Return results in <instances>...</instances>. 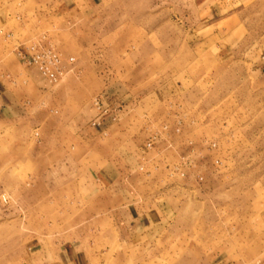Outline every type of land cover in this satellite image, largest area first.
<instances>
[{"label":"rangeland","instance_id":"374dc122","mask_svg":"<svg viewBox=\"0 0 264 264\" xmlns=\"http://www.w3.org/2000/svg\"><path fill=\"white\" fill-rule=\"evenodd\" d=\"M52 1L0 0L63 65L0 123V264H264V0Z\"/></svg>","mask_w":264,"mask_h":264},{"label":"crops","instance_id":"0c3cea01","mask_svg":"<svg viewBox=\"0 0 264 264\" xmlns=\"http://www.w3.org/2000/svg\"><path fill=\"white\" fill-rule=\"evenodd\" d=\"M93 1L90 2V0H88L87 2L94 5L95 2ZM68 4H71L70 0H53L49 8L53 11H58V7L62 8L63 5L67 6ZM68 10L70 11L72 8L65 7V11L68 12ZM64 22L66 26L74 25L71 24V22ZM3 25L16 33L20 32V34H23L21 31H27L25 19L22 17H17L11 23L6 22ZM5 57H8L9 61L6 65L4 64V61H6L4 60ZM0 58V123L6 125L19 123L21 119H43V113H46L47 109H52L54 106V104L47 99L55 93V90L48 89L38 73L30 68L22 66L16 58L7 54L6 50L1 51ZM56 110V112H54L55 119H74L73 113L65 112L64 116L59 109L56 108ZM71 122H73V120H71ZM69 137L73 139L72 135H69ZM80 139L90 143L96 140V137L89 136ZM64 153L65 156L62 155L63 153L59 155H62L60 156L61 165L62 161H65L66 166L68 162L67 149H65ZM58 167L60 166L57 165L56 168L58 169ZM85 167L88 171L90 169L95 170L92 168L91 163H88ZM61 169H64L63 166ZM95 173H98V175L96 176ZM93 174L95 176L93 180L96 181H93L94 184H97L98 187L101 185L104 186L102 181L106 179L105 174H103L99 168L98 172L95 170Z\"/></svg>","mask_w":264,"mask_h":264},{"label":"built area","instance_id":"2783aa9c","mask_svg":"<svg viewBox=\"0 0 264 264\" xmlns=\"http://www.w3.org/2000/svg\"><path fill=\"white\" fill-rule=\"evenodd\" d=\"M24 64L34 67L48 83H55L63 74L61 58L54 47L43 39L33 41L18 53ZM70 62L73 59L69 60Z\"/></svg>","mask_w":264,"mask_h":264}]
</instances>
